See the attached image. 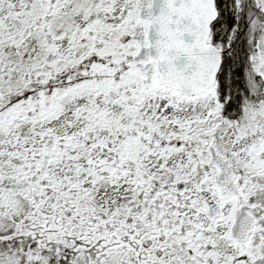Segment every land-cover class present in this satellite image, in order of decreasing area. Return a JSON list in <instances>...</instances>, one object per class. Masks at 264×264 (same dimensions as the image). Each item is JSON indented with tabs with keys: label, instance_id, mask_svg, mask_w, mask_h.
I'll return each mask as SVG.
<instances>
[{
	"label": "snow or ice",
	"instance_id": "snow-or-ice-1",
	"mask_svg": "<svg viewBox=\"0 0 264 264\" xmlns=\"http://www.w3.org/2000/svg\"><path fill=\"white\" fill-rule=\"evenodd\" d=\"M0 264H264V0H0Z\"/></svg>",
	"mask_w": 264,
	"mask_h": 264
}]
</instances>
